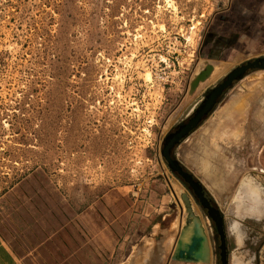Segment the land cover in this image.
<instances>
[{
    "label": "rangeland",
    "instance_id": "1",
    "mask_svg": "<svg viewBox=\"0 0 264 264\" xmlns=\"http://www.w3.org/2000/svg\"><path fill=\"white\" fill-rule=\"evenodd\" d=\"M263 4L0 0V228L26 253L32 223L60 234L28 264L72 263L73 252L81 264H202L174 258L179 241L195 235V215L220 264L213 222L161 151L209 91L264 58ZM208 64L217 72L190 93ZM214 120L235 130L211 143L219 162L194 160L193 131ZM171 158L228 215V264H264V223L246 229L241 245L229 229L240 183L250 179L264 193V69L233 81ZM223 168L226 185L215 187L207 178ZM64 239L76 248L63 249Z\"/></svg>",
    "mask_w": 264,
    "mask_h": 264
},
{
    "label": "crops",
    "instance_id": "2",
    "mask_svg": "<svg viewBox=\"0 0 264 264\" xmlns=\"http://www.w3.org/2000/svg\"><path fill=\"white\" fill-rule=\"evenodd\" d=\"M264 11V4L261 7L260 10V16H264L263 14ZM234 104H231L230 107H234ZM238 106V111H239V105ZM235 106V109H236ZM229 107V108H230ZM227 110V109H226ZM225 111V110H224ZM244 111L239 113H243ZM206 122V121H205ZM204 122V123H205ZM216 121H211L207 126L203 125V127L201 128V131H198L197 133H195L197 130H194L192 136H195V140L200 136L199 138V154L195 155V157L193 156V159L196 160L197 158H202V159H211V161L213 160L217 163V161L219 162L218 158L213 155L215 154L217 151H214L213 153V145L211 143H218L219 140H221L223 137L227 136L229 132H233L235 130L234 125H231L229 122H226L224 124H222L221 126L216 127ZM206 132H208V134H206ZM235 133V132H234ZM232 133V134H234ZM212 135V139L209 142V137H211ZM223 135V137H221ZM191 136V137H192ZM235 136V135H233ZM205 143V144H204ZM219 144V143H218ZM207 149V151L209 152V155H204L202 154V149L205 148ZM213 153V154H212ZM201 154V155H200ZM220 160H224V157L222 156L219 157ZM225 161V160H224ZM198 164L202 165V168H204V164H202L201 162H198ZM219 164V163H218ZM211 165V163H210ZM213 166V165H211ZM218 167V166H217ZM218 173H215L213 176L214 178L212 179H208L207 176L205 175V177L207 178V180L210 182V184H212L215 187H219L222 188L226 185L227 182V178L229 177L228 175H230V173L227 174V176H225V169H217ZM231 169H229L228 171H230ZM216 171V170H215ZM224 174V175H223ZM232 177V175H231ZM235 206L233 209V215H231L233 218H231L230 222V227L229 229L231 230V232H233L234 235H236V242L241 245L242 240H244L245 237V230L246 229H252L257 231V229H259L258 224H263L264 223V193L263 191L259 188V186L255 183H253L252 180L247 179L246 181L244 180L243 182L240 183L239 186V190L237 192V197L235 199L234 202ZM228 217V215H226ZM226 216H224V228H225V233H226V241L228 239L227 237V229H228V223L226 221ZM230 216V217H231ZM245 224H249L252 225L253 227H248L245 228L244 225ZM36 228H38L36 225H34L32 223L31 225V229L36 232V233H30V237L27 238L26 241H28L29 243V252H20V245H19V241L15 240L12 238V236L6 232L7 230L5 228H0V264H28L34 257H37L38 254L36 253L37 251L40 250H46L49 249V247H51L52 245H54V239L55 237L58 236V240H59V235L53 233V235L49 236V232L47 230H49V228L46 230V232H42L41 230L36 231ZM200 226H199V230H200ZM44 230V229H43ZM201 233L204 231V229L202 228ZM200 233V234H201ZM64 236V234H63ZM191 239V235L188 238V241L186 244H189ZM210 238H208L209 240ZM65 240V239H64ZM76 240V239H75ZM25 241V242H26ZM31 241L32 244L29 242ZM66 241V240H65ZM78 244L80 246V244L82 243V240L80 237L77 238ZM61 247H63V249H67L68 247L74 246L76 248V243L75 241H66L65 243H63L62 241H59ZM21 246H25V244L21 245ZM27 247V246H25ZM206 243L205 240H203L201 242V246L199 248V250L196 253V258L200 257H205L204 260H201L202 264H206L207 261H210V264H216L217 260H215L214 258V254L212 249V245H211V239H210V251H208L206 249ZM80 249V248H79ZM78 249V250H79ZM208 253V254H207ZM253 254L258 255L259 254V250L255 249V251H253ZM65 256V255H64ZM228 256H229V247L227 244V264H228ZM47 257H49V255H47ZM62 257L59 256V260H61ZM72 259V263L73 264H81L82 261V255L81 253H76L73 252V254H70V256L68 257V260ZM206 259V260H205ZM67 258H63V262H59V264H66ZM178 262V260H176ZM199 260L193 262V263H198ZM203 261V262H202ZM42 262V261H40ZM180 262V260H179ZM183 262V261H181ZM188 261H186L185 263H187ZM72 263H68V264H72Z\"/></svg>",
    "mask_w": 264,
    "mask_h": 264
},
{
    "label": "water",
    "instance_id": "3",
    "mask_svg": "<svg viewBox=\"0 0 264 264\" xmlns=\"http://www.w3.org/2000/svg\"><path fill=\"white\" fill-rule=\"evenodd\" d=\"M254 69H264V58L256 59L252 62H247L245 65L237 67L227 75L226 79L221 84L209 91L206 99L195 111L193 117H191L187 123L181 125L176 133L167 137L164 148L161 151V155L166 160L169 168L173 172L177 173L183 179V181L187 183V185L192 189L201 207L207 210L208 217L213 221L214 231L218 234L220 239V245L218 246V248L220 249L221 264H227L225 233L223 229V216L219 213L218 210L213 208L208 202V200L204 197L200 183L194 180L191 174L184 171L179 166L176 160L171 158V149L181 139L189 135L190 131L197 127V125L204 116L208 115V113L214 107L217 99L221 96L223 91L233 83V81L242 79L248 70ZM212 72L213 66L209 64L206 65L205 68L201 70L197 75H195V77L191 81L189 92L193 93L199 86V84L201 82H204L211 75ZM199 234L200 232L195 233V235L191 237L190 244L186 248L179 247L178 249H176L174 253V258L177 260L188 262L204 260L205 257H200V259L196 258V253L201 246V242L204 240V238Z\"/></svg>",
    "mask_w": 264,
    "mask_h": 264
},
{
    "label": "bare ground",
    "instance_id": "4",
    "mask_svg": "<svg viewBox=\"0 0 264 264\" xmlns=\"http://www.w3.org/2000/svg\"><path fill=\"white\" fill-rule=\"evenodd\" d=\"M217 72V67H215L214 68V71H213V74H212V76L215 74ZM212 76H211V78H212ZM197 160V159H196ZM198 163V162H197ZM208 176V175H207ZM210 177V176H209ZM211 178V177H210ZM209 178V179H210ZM212 178H214V176L212 177ZM189 208V207H188ZM190 212H189V216H190ZM192 215H193V213H192ZM201 218H199V217H197L196 215L195 216H193V220H192V217H191V220H192V225H194V230H193V233H198V232H200L201 233V229L203 228L204 229V225H203V221L201 222V220H200ZM191 224V223H190ZM199 226L201 227L200 228V230H199ZM191 227V226H190ZM188 229V228H187ZM186 230V229H185ZM184 230V231H185ZM189 231V230H188ZM188 231H186V232H188ZM188 233H190V231L188 232ZM192 233V234H193ZM186 234V233H185ZM186 235H188V234H186ZM186 235H184L185 236V238L187 237ZM183 236V237H184ZM182 237V238H183ZM185 240V239H184ZM183 240V241H184ZM190 241H191V239H190ZM183 243H186V241H184ZM182 243V241L180 240V242H179V246H181L182 248H186L189 244H190V242H189V244H183ZM178 247V246H177ZM176 250V249H175ZM208 254V253H207ZM206 260V259H205Z\"/></svg>",
    "mask_w": 264,
    "mask_h": 264
},
{
    "label": "trees",
    "instance_id": "5",
    "mask_svg": "<svg viewBox=\"0 0 264 264\" xmlns=\"http://www.w3.org/2000/svg\"><path fill=\"white\" fill-rule=\"evenodd\" d=\"M183 170H184V169H183ZM194 180H195V179H194ZM181 181H182V180H181ZM182 183H183L185 186L188 187V185H187L184 181H182ZM202 190H203L204 197L208 200V202H209L214 208H216L215 205H214V202H213L211 196L208 194V192H207L204 188H202Z\"/></svg>",
    "mask_w": 264,
    "mask_h": 264
},
{
    "label": "flooded vegetation",
    "instance_id": "6",
    "mask_svg": "<svg viewBox=\"0 0 264 264\" xmlns=\"http://www.w3.org/2000/svg\"><path fill=\"white\" fill-rule=\"evenodd\" d=\"M211 205V204H210ZM212 206V205H211ZM213 207V206H212ZM214 208V207H213ZM206 212H207V210L206 209H204ZM212 221V220H211ZM213 222V221H212ZM214 224V223H213ZM223 229H224V233H225V228H224V222H223ZM215 234H216V236H218V234L215 232ZM218 241H219V244H218V246L220 245V239H219V236H218ZM225 244H226V239H225ZM218 250H219V262H220V249L218 248ZM226 254H227V246H226ZM220 264H221V262H220Z\"/></svg>",
    "mask_w": 264,
    "mask_h": 264
}]
</instances>
